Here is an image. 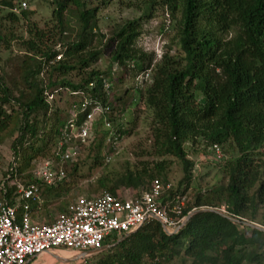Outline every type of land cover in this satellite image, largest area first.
<instances>
[{
  "label": "trees",
  "instance_id": "trees-1",
  "mask_svg": "<svg viewBox=\"0 0 264 264\" xmlns=\"http://www.w3.org/2000/svg\"><path fill=\"white\" fill-rule=\"evenodd\" d=\"M92 2L55 0L54 29L47 32L33 23L27 39L0 26V49L7 54L14 52V46L21 50L17 58L0 59V145L13 140L10 171L0 181L1 199L16 205L21 217L25 201H17V185L35 183L41 202L28 201L34 219L51 217V205H56L60 214L66 213L73 202L61 201L76 183L85 151L94 158L92 169H102L94 193L124 198L121 189L140 196L157 179L169 184L170 161L153 165L127 162L117 171L109 165L115 143L108 146L109 154H103L110 135L115 141L128 133L122 123L116 127L117 104L125 100L113 99L112 83L118 68L121 82L126 76L136 82L141 74H149L144 86L136 85V90L128 89L125 94L132 102L138 96L153 113L155 155L175 158L183 165L184 179L179 189L168 191V196L184 195L194 181L196 164L189 159L188 146L195 148L204 142L208 147L204 157L210 152L213 157L215 145L232 151L230 160L220 162L227 185L198 194L192 205L188 203L184 215L193 209L226 206L233 216L264 227V215L259 219L264 209V0H144L137 9L142 17L116 26L108 40L100 31L99 6L93 7ZM23 3L17 6L13 0H0V8L8 11L6 19L13 25L30 22L36 14L23 9ZM156 4L168 8L177 20L178 50L174 55L167 51L160 61L137 44L143 35L141 20L150 17ZM96 38L100 42L94 46ZM108 48L113 50L109 68H93ZM12 62V74L6 73V65ZM75 73L76 82L71 80ZM58 90L80 97L65 119L54 99ZM84 101L103 109L93 135L72 139L61 147L64 133L71 132L66 127L72 114H76L74 123L79 127L92 112L91 106L81 107ZM75 105L78 108L74 111ZM125 112L123 108L121 113ZM106 120L114 129L99 134ZM75 147L81 154L71 163L70 173L65 166L66 178L61 183L49 186L34 177L31 169L35 161L59 163L58 154ZM257 157L261 163H257ZM119 240L111 237L106 245ZM250 250L256 252L252 259ZM263 250L264 232L206 212L195 215L175 235H168L158 221L146 223L119 245L88 261L146 264L148 258L150 264H171L184 255L195 264H245L247 260L264 264Z\"/></svg>",
  "mask_w": 264,
  "mask_h": 264
},
{
  "label": "rangeland",
  "instance_id": "rangeland-1",
  "mask_svg": "<svg viewBox=\"0 0 264 264\" xmlns=\"http://www.w3.org/2000/svg\"><path fill=\"white\" fill-rule=\"evenodd\" d=\"M18 6L19 2H25L28 4V11H35L36 14L32 16L31 21L27 22L25 20L21 21L18 25H13L6 19L8 14L7 10L0 8V26L3 27L5 31H14L17 35L27 39L29 37L28 30L30 25L37 24L40 29L46 30L47 32L53 30L56 21L53 18V11L55 9V0H13ZM102 1H105L103 3ZM144 0H93V7L99 6V11L97 13L100 31L107 35V40L112 36L116 26L125 22V20H133L142 17V11L137 10L139 6L142 5ZM143 35L137 42L138 46L143 48L148 54H155L156 61H160L161 57L168 51L170 54L174 55L177 52L178 41H177V26L175 19L172 18L171 13L168 8L162 7L160 4H156L154 9L151 11L149 18H143ZM74 27V26H73ZM75 29V27L73 28ZM106 40V41H107ZM100 39L96 38L93 43L94 46L99 45ZM60 48V47H58ZM14 52L12 54H7L0 49V59H6L8 56L12 58H17V55L21 54L16 46L13 47ZM112 48H108L102 58L94 65L93 68L99 69L101 71H106L110 65ZM155 61V62H156ZM1 64V63H0ZM15 66L13 62L10 66L6 65V73L12 74ZM117 72L113 78V99L117 100L123 97L125 100L117 104L116 116H118V121L116 122V127L118 123H122L123 129L127 131V135L123 136L121 139H116L115 141L111 139L112 135L104 142L105 148L103 154L108 153V146L112 143L114 144L115 152L110 155V167L114 170L121 171L122 166L129 162L130 164L138 163H149L153 165L159 161H170L172 166L169 172V184L172 188L179 189L180 184L184 179L183 165L179 160L175 158H158L155 155L154 150V137H153V113L150 109L145 107L140 103L139 97H135L134 101L130 99L129 94H125L126 90L132 91L136 85L141 84L135 82V79L131 76H126L123 82L120 81L122 78L120 69L116 68ZM76 73L71 77V80L77 81ZM145 74H141L139 78H143ZM133 89V90H134ZM136 90V89H135ZM59 93V94H58ZM130 93V92H129ZM131 94V93H130ZM57 101V107L61 108V116L65 119L69 112L71 111V106L74 103L80 101V97L73 96L66 90L57 91L55 96ZM125 108L126 112L123 115L121 113L122 109ZM100 118V114L95 115L96 120ZM120 119V120H119ZM103 129H99L98 133L102 134L105 129H114L113 125L107 124L105 121ZM111 131V130H109ZM116 131V130H115ZM101 137V136H100ZM13 140H7L0 145V181L4 180L5 175L10 171V165L13 161V151L11 149ZM207 145L204 142L199 143L195 148L191 146L187 147L189 153V159L195 162L196 167L194 170V181L191 183L189 190L184 194L187 197L188 203L192 205L198 194L204 193L209 190L217 189L221 186H226L228 179L223 173L221 163L211 156H203L207 149ZM196 150V151H195ZM229 147H223V154L225 158L222 163L230 160L233 154L231 153ZM212 157V160H211ZM94 158L90 156L89 151L82 152L81 160L84 166L80 169L77 177L76 183L71 188V191L66 193V196L61 202L71 201L74 202L77 198L85 196H100L101 193H94L92 189L95 188L96 182L100 175L102 174V169H92ZM214 161V162H212ZM217 161V162H215ZM44 160L35 161L31 171L36 169L37 164L43 163ZM220 164H219V163ZM260 157H257V163H261ZM107 164V161L105 160ZM221 165V166H220ZM71 164L67 165L69 168V173L71 172ZM70 182V181H69ZM19 184L25 185L23 182ZM182 188L180 189V191ZM121 196L126 198H134L136 196L133 192L125 189L120 190ZM71 198V200H69ZM57 204L59 202H56ZM188 205V204H187ZM56 205H51L49 207L51 217L45 215L46 218L39 220L40 222L52 223L60 213L56 211ZM264 215V209H261L259 219ZM100 252V251H99ZM264 254V250L262 251ZM255 251H249V257L252 259L255 256ZM82 255H68L59 254L56 256H42L40 260L37 261L38 264H96L95 259L93 261H88L93 256L79 260ZM58 259V260H57ZM146 264H150L148 258L144 261ZM34 264V263H33ZM171 264H195L192 260L186 258L184 255L174 258ZM245 264H252L250 260L246 261Z\"/></svg>",
  "mask_w": 264,
  "mask_h": 264
},
{
  "label": "built area",
  "instance_id": "built-area-1",
  "mask_svg": "<svg viewBox=\"0 0 264 264\" xmlns=\"http://www.w3.org/2000/svg\"><path fill=\"white\" fill-rule=\"evenodd\" d=\"M22 8L27 9L28 4L24 2ZM148 75H143L145 77L142 79L138 78L137 83L144 86L145 81H148ZM108 87L107 84L106 88ZM88 106L93 110L79 127L74 123L76 114H72V119L66 127L70 128L71 132L64 133L61 147L72 139L92 137L95 115L97 113L101 115L103 109L92 101H84L81 105L83 109ZM73 108L75 111L78 106L75 105ZM80 154L78 147L58 154L61 159L59 163L46 161L39 164L34 170V177L49 186H55L66 178L65 166L76 161ZM212 154L219 162L225 158L220 145L212 148ZM1 186V189H4L5 182H2ZM171 189V184H165L157 179L150 190L134 198H117L109 193L98 197L82 196L70 205L66 213L60 214L52 223H45L32 217L28 203L41 202L39 186L35 183L27 186L18 184L17 201H25L21 217L18 216L16 205H10L0 197V264H29L31 260L53 251L73 252L76 255L99 252L107 246L109 238L116 236L121 239L153 221L161 223L168 235H175L187 217L184 210L188 201L182 194L168 196ZM6 193L5 189V195ZM201 209L213 210L247 227L249 224L259 225L233 216L226 206ZM196 210L200 209H193Z\"/></svg>",
  "mask_w": 264,
  "mask_h": 264
},
{
  "label": "water",
  "instance_id": "water-1",
  "mask_svg": "<svg viewBox=\"0 0 264 264\" xmlns=\"http://www.w3.org/2000/svg\"><path fill=\"white\" fill-rule=\"evenodd\" d=\"M206 212L217 213V212H215V211H213V210H210V209H200V210L193 211V212L189 213V215L186 217V219H185L183 225L180 227L179 231L183 230V229L188 225V223L191 221V219H192L195 215L200 214V213H206ZM217 214H218V213H217ZM248 226L251 227V228H253V229H257V230H259V231L264 232V228H263L262 226L255 225V224H249ZM137 232H138V231H137ZM134 233H136V232H134ZM134 233H132V234H130V235H127V236L121 238V239H120L116 244H114V245H108V246H106V247H105L102 251H100V252H93V253L90 252V253L82 254V256H81V258H80L79 260H84V259H87V258H89V257H91V256H95V255H98V254H100V253H102V252L108 251V250L114 248L115 246L119 245L120 243H122L124 240H126L128 237H130V236L133 235ZM178 233H179V232H178Z\"/></svg>",
  "mask_w": 264,
  "mask_h": 264
},
{
  "label": "crops",
  "instance_id": "crops-1",
  "mask_svg": "<svg viewBox=\"0 0 264 264\" xmlns=\"http://www.w3.org/2000/svg\"><path fill=\"white\" fill-rule=\"evenodd\" d=\"M59 254H68V255H76L75 253H73V252H59V251H53V252H50V253H47V254H44V255H42V256H56V255H59ZM42 256H40V257H38V258H35V259H33V260H31L30 262H29V264H38L37 263V261L38 260H40V258L42 257ZM58 260V259H57Z\"/></svg>",
  "mask_w": 264,
  "mask_h": 264
},
{
  "label": "bare ground",
  "instance_id": "bare-ground-1",
  "mask_svg": "<svg viewBox=\"0 0 264 264\" xmlns=\"http://www.w3.org/2000/svg\"><path fill=\"white\" fill-rule=\"evenodd\" d=\"M72 255V254H71Z\"/></svg>",
  "mask_w": 264,
  "mask_h": 264
}]
</instances>
